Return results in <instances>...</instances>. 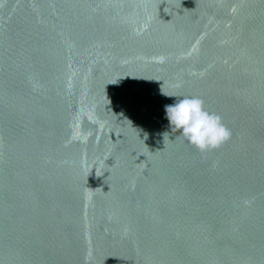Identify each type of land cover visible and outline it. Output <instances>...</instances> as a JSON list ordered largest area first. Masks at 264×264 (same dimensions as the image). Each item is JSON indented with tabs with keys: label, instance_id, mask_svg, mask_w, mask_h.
I'll use <instances>...</instances> for the list:
<instances>
[{
	"label": "water",
	"instance_id": "95a60500",
	"mask_svg": "<svg viewBox=\"0 0 264 264\" xmlns=\"http://www.w3.org/2000/svg\"><path fill=\"white\" fill-rule=\"evenodd\" d=\"M0 264H264V0H0Z\"/></svg>",
	"mask_w": 264,
	"mask_h": 264
},
{
	"label": "clouds",
	"instance_id": "9594fccd",
	"mask_svg": "<svg viewBox=\"0 0 264 264\" xmlns=\"http://www.w3.org/2000/svg\"><path fill=\"white\" fill-rule=\"evenodd\" d=\"M166 95L176 98L173 104L165 106L169 126L186 143L198 151L207 152L229 139L231 133L222 118L206 109L199 96L184 95L178 91Z\"/></svg>",
	"mask_w": 264,
	"mask_h": 264
}]
</instances>
